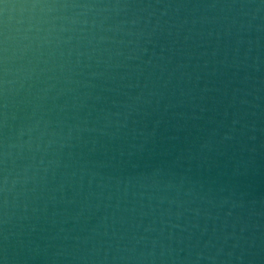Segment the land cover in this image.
I'll return each mask as SVG.
<instances>
[{"label": "water", "instance_id": "obj_1", "mask_svg": "<svg viewBox=\"0 0 264 264\" xmlns=\"http://www.w3.org/2000/svg\"><path fill=\"white\" fill-rule=\"evenodd\" d=\"M0 264H264V0H3Z\"/></svg>", "mask_w": 264, "mask_h": 264}, {"label": "snow or ice", "instance_id": "obj_2", "mask_svg": "<svg viewBox=\"0 0 264 264\" xmlns=\"http://www.w3.org/2000/svg\"><path fill=\"white\" fill-rule=\"evenodd\" d=\"M0 4H3V0H0ZM4 7H7V5L4 4Z\"/></svg>", "mask_w": 264, "mask_h": 264}]
</instances>
